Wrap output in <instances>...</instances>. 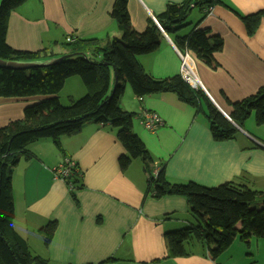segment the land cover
I'll use <instances>...</instances> for the list:
<instances>
[{
  "label": "crops",
  "instance_id": "obj_1",
  "mask_svg": "<svg viewBox=\"0 0 264 264\" xmlns=\"http://www.w3.org/2000/svg\"><path fill=\"white\" fill-rule=\"evenodd\" d=\"M185 1L128 0L131 26L142 33L151 19L157 23L156 17L168 5ZM114 3L27 0L11 13L6 41L14 50L41 53L42 59L68 54L69 36L75 40L96 39L106 45L122 36L111 16ZM260 12H264V0H221L210 9H194L180 32L189 35L198 26L223 40L215 70L189 53L199 80L189 85L203 90L228 119L231 103L264 88V16L253 34L244 20ZM165 34L157 52L138 57L146 73L157 80L181 75V52ZM114 77L112 69L109 95ZM77 79L66 81L60 101L72 81H78L73 82L77 90L67 93L68 100L87 93L81 78ZM44 99L0 98V129L23 119L27 107ZM121 108L135 114L133 132L153 157V169L164 168L170 182H195L207 187L235 183L264 193V126L247 122L243 128L237 127L235 139L217 142L205 105L204 111H198L176 93L138 98L129 86ZM143 111L156 113L163 125L155 131L146 130L140 124ZM60 143L61 148L50 139L34 142L27 148L32 158L21 159L12 170L13 228L26 240L33 255L51 264H264V241L257 238L249 246L237 238L216 259L202 247L189 248L186 257H169L165 234L199 225L190 214L187 199H157L149 193L148 173L141 159L133 160L123 171L119 159L126 149L117 129L109 124L87 123L79 134L63 137ZM65 158L74 160L82 174V188L74 192L54 176L53 170ZM49 223H56L57 229L46 246L41 230Z\"/></svg>",
  "mask_w": 264,
  "mask_h": 264
},
{
  "label": "trees",
  "instance_id": "obj_2",
  "mask_svg": "<svg viewBox=\"0 0 264 264\" xmlns=\"http://www.w3.org/2000/svg\"><path fill=\"white\" fill-rule=\"evenodd\" d=\"M26 1L4 0L1 6V60L33 62L42 59L41 53L14 50L6 41L10 15ZM220 2L186 0L182 5H168L166 11L156 17L158 24L151 19L147 29L139 33L131 26L128 0H115L111 16L122 31L120 38H112L106 45L96 39L75 40L72 43L66 41L68 54L74 56L48 68H0V98H51L27 107L23 119L0 129V264H51L47 259L33 255L26 240L13 228L15 206L12 170L21 159L27 161L32 158L27 148L34 142L50 139L61 148L63 137L79 134L84 125L90 122L109 124L117 129V137L126 149V154L119 159L121 169L125 171L133 160L141 159L148 173V191L155 198L181 196L187 199L190 214L199 225L165 234L169 257H186L189 248L202 247L216 259L237 238L247 246L253 238L264 241V193L235 183L218 187H207L195 182L172 183L166 177L164 168L155 177L154 159L133 132L136 116L121 108L129 85L138 98L176 93L183 102L198 111H204L205 105L206 118L217 142L235 139L237 127L243 128L254 113L257 126H264V88L240 102L231 103L232 112L228 119L203 90L193 89L181 75L157 80L146 73L138 61L139 56L157 52L166 33L181 53H192L209 68L217 69L219 63L216 54L223 50V40L198 26L189 35H180V32L187 25L194 9L207 10ZM263 16L264 12H260L244 19L250 34L256 31ZM113 67L116 80L113 92L109 95ZM72 77L81 78L87 94L79 100L70 98L69 105L64 106L59 95L66 81ZM66 185L72 192L82 188L78 164ZM56 229V223H49L41 230L46 246L50 245Z\"/></svg>",
  "mask_w": 264,
  "mask_h": 264
},
{
  "label": "built area",
  "instance_id": "obj_3",
  "mask_svg": "<svg viewBox=\"0 0 264 264\" xmlns=\"http://www.w3.org/2000/svg\"><path fill=\"white\" fill-rule=\"evenodd\" d=\"M66 41L72 43L75 41V37L69 36ZM181 58V76L183 80L190 84H198L199 80L195 72L192 57L189 52L180 53ZM140 124L149 131H155L159 126L163 125L162 119L153 112L143 111L140 116ZM76 169V162L74 160L65 158L63 162L53 170L56 179L67 183L73 177V170ZM159 170L154 172V176L157 177Z\"/></svg>",
  "mask_w": 264,
  "mask_h": 264
},
{
  "label": "water",
  "instance_id": "obj_4",
  "mask_svg": "<svg viewBox=\"0 0 264 264\" xmlns=\"http://www.w3.org/2000/svg\"><path fill=\"white\" fill-rule=\"evenodd\" d=\"M3 2L4 0H0V9H1ZM73 56H74L73 54H66V55L57 56V57H53L49 59H41V60L33 61V62L4 61L0 59V68L10 69V70H31L35 68H48V67L57 65L59 62L63 61L64 59H68ZM113 71H114V76L116 80V70L114 67H113Z\"/></svg>",
  "mask_w": 264,
  "mask_h": 264
},
{
  "label": "rangeland",
  "instance_id": "obj_5",
  "mask_svg": "<svg viewBox=\"0 0 264 264\" xmlns=\"http://www.w3.org/2000/svg\"><path fill=\"white\" fill-rule=\"evenodd\" d=\"M31 3H33L32 1H30ZM76 78H78L79 80H80V77H76ZM115 78V77H114ZM77 79V80H78ZM74 80V79H73ZM76 80V79H75ZM73 82H78V81H72V83H70V85L66 88V90L63 92V94H62V98H61V102H62V104L64 105V106H68L69 105V100H68V95H67V93H69V91H72V93H74L76 90H77V88H76V83H73ZM115 84V83H114ZM85 86V85H84ZM129 86V85H128ZM130 87V86H129ZM131 88V87H130ZM113 89H114V85H113ZM113 89H112V92H113ZM87 94V93H86ZM85 94V95H86ZM84 95V96H85ZM84 96H80V97H78V98H75L76 100H79V99H81V98H83ZM46 99H51L50 97H46ZM46 99H44V100H46ZM248 124H250V123H253L254 124V126H256L257 127V125H256V121H255V113L252 115V117H251V119H249L248 121ZM246 122V123H247Z\"/></svg>",
  "mask_w": 264,
  "mask_h": 264
}]
</instances>
